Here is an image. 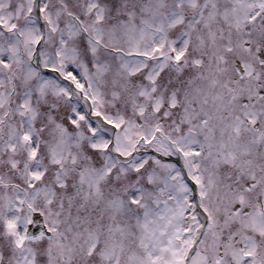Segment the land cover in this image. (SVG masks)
Returning a JSON list of instances; mask_svg holds the SVG:
<instances>
[{"label": "snow or ice", "instance_id": "obj_1", "mask_svg": "<svg viewBox=\"0 0 264 264\" xmlns=\"http://www.w3.org/2000/svg\"><path fill=\"white\" fill-rule=\"evenodd\" d=\"M0 264H264V0H0Z\"/></svg>", "mask_w": 264, "mask_h": 264}]
</instances>
